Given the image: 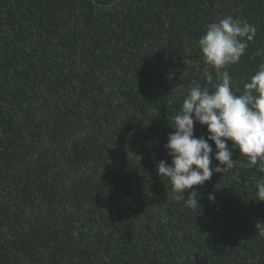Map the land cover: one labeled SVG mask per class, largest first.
Returning <instances> with one entry per match:
<instances>
[{
    "label": "trees",
    "instance_id": "16d2710c",
    "mask_svg": "<svg viewBox=\"0 0 264 264\" xmlns=\"http://www.w3.org/2000/svg\"><path fill=\"white\" fill-rule=\"evenodd\" d=\"M227 15L256 30L226 68L239 95L264 0H0V264H264V173L238 150L200 210L156 170L186 90L217 83L197 42Z\"/></svg>",
    "mask_w": 264,
    "mask_h": 264
},
{
    "label": "clouds",
    "instance_id": "9594fccd",
    "mask_svg": "<svg viewBox=\"0 0 264 264\" xmlns=\"http://www.w3.org/2000/svg\"><path fill=\"white\" fill-rule=\"evenodd\" d=\"M255 31L247 22L227 15L207 24L198 39L203 63L215 70L217 83L212 90L199 83H193L186 90L170 126L174 131L169 133L164 145L171 161L160 160L156 164L157 174L171 185L172 198L184 200L190 209L201 208L194 186L202 185L214 173L234 169L233 150H238L239 156L246 160L243 166L264 173V63L245 82L239 95L233 92L226 70L239 62ZM202 75L209 84L213 83L207 68ZM197 123L206 126L207 138L194 136ZM208 141L215 145V152ZM213 160L218 162L215 166ZM255 187L257 200L264 202V179L257 181ZM207 198L215 201L213 194ZM255 228L256 234L264 237V223L258 221Z\"/></svg>",
    "mask_w": 264,
    "mask_h": 264
}]
</instances>
